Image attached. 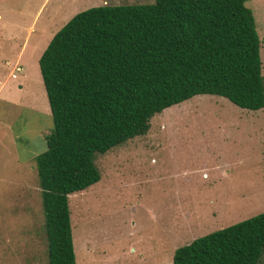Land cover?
I'll list each match as a JSON object with an SVG mask.
<instances>
[{"label":"rangeland","instance_id":"obj_1","mask_svg":"<svg viewBox=\"0 0 264 264\" xmlns=\"http://www.w3.org/2000/svg\"><path fill=\"white\" fill-rule=\"evenodd\" d=\"M152 2L0 0V264H48L35 158L52 120L38 57L80 11ZM245 6L264 86V0ZM29 29L22 72L6 79ZM94 164L99 181L67 197L75 264H171L177 247L264 212V112L196 95L154 115L145 134Z\"/></svg>","mask_w":264,"mask_h":264},{"label":"trees","instance_id":"obj_2","mask_svg":"<svg viewBox=\"0 0 264 264\" xmlns=\"http://www.w3.org/2000/svg\"><path fill=\"white\" fill-rule=\"evenodd\" d=\"M247 0H153L74 14L38 58L52 129L35 158L48 264H75L67 197L99 181L96 155L196 95L264 112ZM171 264H264V212L195 238Z\"/></svg>","mask_w":264,"mask_h":264},{"label":"crops","instance_id":"obj_3","mask_svg":"<svg viewBox=\"0 0 264 264\" xmlns=\"http://www.w3.org/2000/svg\"><path fill=\"white\" fill-rule=\"evenodd\" d=\"M87 9H88V8H87ZM71 15H72V13H71ZM72 16H73V15H72ZM72 16H71V17H72ZM71 17H70V18H71ZM70 18H69V19H70ZM69 19H68V20H69ZM68 20H67V21H68ZM67 21H66V22H67ZM64 24H65V23H64ZM64 24H63V25H64ZM63 25H62V26H63ZM62 26H61V27H62ZM61 27H60V28H61ZM60 28H59V29H60ZM0 29H1V28H0ZM59 29H58V30H59ZM58 30H57V31H58ZM57 31H56V32H57ZM56 32H55V33H56ZM4 33H5V32H4ZM30 33H31V32H30V29H29V30L27 31V33H26V35H25V38H24V40H23V43H22V45H21V47H20V49H19V51H18V53H17V59L11 64V71L7 74L6 79H8V78L16 79V74H15V73H20V72H22V66H20V64H19V62H18V58L21 57V56L23 55L24 50L27 49V47H28V46H26V44L24 43V41H26V39L28 38V36H29ZM55 33H54V34H55ZM54 34H53V35H54ZM53 35H52V36H53ZM50 39H51V38H50ZM50 39H49V40H50ZM48 42H49V41H48ZM48 42H47V43H48ZM36 43H37L36 40H34L32 44H36ZM32 44H31V47H30V48L34 49L35 47H37V46H33ZM44 45H45V44H44ZM45 47H46V46H45ZM43 50H44V49H43ZM32 52H33V51H32ZM32 52H31V53H32ZM38 58H39V57H38ZM9 64H10L9 61H8V62H7V61H4V64H3V65L6 66V67H8V66H10ZM14 65H19V67H20V72H15V71H14V68H13ZM39 75H40V74H39ZM40 79H41V78H40ZM41 83H42V82H41ZM4 84H5V80L2 81V82H0V95H1V93H2V87H3ZM42 86H43V85H42ZM18 88H21V86L19 85ZM43 89H44V88H43ZM44 93H45V92H44ZM3 99L7 100V97H5V98H3ZM12 101H13V100L10 99V102H12ZM12 103H13V102H12Z\"/></svg>","mask_w":264,"mask_h":264},{"label":"built area","instance_id":"obj_4","mask_svg":"<svg viewBox=\"0 0 264 264\" xmlns=\"http://www.w3.org/2000/svg\"><path fill=\"white\" fill-rule=\"evenodd\" d=\"M14 71L15 72H20V67H19V65H14Z\"/></svg>","mask_w":264,"mask_h":264}]
</instances>
